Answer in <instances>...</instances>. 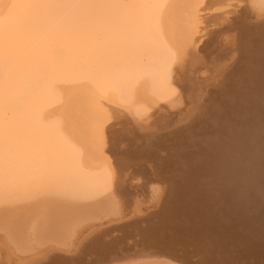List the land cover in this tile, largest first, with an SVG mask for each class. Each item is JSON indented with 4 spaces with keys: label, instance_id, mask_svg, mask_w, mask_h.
Here are the masks:
<instances>
[{
    "label": "bare ground",
    "instance_id": "bare-ground-1",
    "mask_svg": "<svg viewBox=\"0 0 264 264\" xmlns=\"http://www.w3.org/2000/svg\"><path fill=\"white\" fill-rule=\"evenodd\" d=\"M222 250L264 256V0H0V264Z\"/></svg>",
    "mask_w": 264,
    "mask_h": 264
},
{
    "label": "rangeland",
    "instance_id": "rangeland-1",
    "mask_svg": "<svg viewBox=\"0 0 264 264\" xmlns=\"http://www.w3.org/2000/svg\"><path fill=\"white\" fill-rule=\"evenodd\" d=\"M223 30H225L226 29V25L225 24H223L222 25V27H221ZM243 39V38H242ZM223 43H224V41H222ZM222 42H221V44H222ZM239 45H240V41H239ZM235 49L237 48V43H235V47H234ZM224 49V48H223ZM225 50V49H224ZM224 50H222L221 51V54H220V56H219V61H221L220 63L218 62V65L220 66L219 68H218V73L216 72L215 73V75H206V76H204L205 78H203V81H205L206 82V88H205V91H203V92H206L207 93V100H206V102L208 101V99H209V96H210V94H209V89H210V87H211V85H213V84H218L219 82H220V80H218L219 79V76L222 74L221 72L223 71V70H221L222 69V67H223V69L224 68H228V69H231L229 72H231L232 73V63L233 62H235L237 59H238V57H237V55H236V52L234 51V49H233V47H232V53H231V55L228 53V55L227 56H225L227 53L226 52H224ZM234 52V53H233ZM235 55V56H234ZM229 61V62H228ZM231 61H233V62H231ZM206 74V73H205ZM219 75V76H218ZM231 75H233V73L231 74ZM218 76V77H217ZM213 77V78H212ZM215 77V78H214ZM216 81V82H215ZM219 81V82H218ZM208 90V91H207ZM202 104H204V103H202ZM196 114H198V113H196ZM195 115V114H194ZM194 115L193 116H191V118H193L194 117ZM189 118H188V117ZM184 117H186L185 118V120H179V121H175V122H173L172 124H171V127H170V129L171 130H173V129H175V131H176V128L177 129H179L181 126H184V124H186L187 123V121L190 119V115H185ZM177 122V123H176ZM181 122V123H180ZM184 123V124H183ZM174 125V126H173ZM158 126V129H159V131L161 132V134H167V131H166V124H163V125H161L162 127H160L159 128V126L160 125H157ZM173 128V129H172ZM157 128H155V129H153L152 131H148L147 132V135H149V134H156L157 133V130H158ZM164 130V131H163ZM175 131H173V132H175ZM156 132V133H155ZM146 135V134H145ZM163 137V139H164V137H166V136H162ZM162 139V140H163ZM142 149H143V151H145V148H143L142 147ZM155 155H157V156H159V154L155 151L154 152V154H153V156H155ZM143 157V156H142ZM145 157V156H144ZM147 157V156H146ZM156 157V156H155ZM148 159H151L152 158V156H148L147 157ZM144 160V159H143ZM164 182H165V180H164ZM158 202V201H157ZM156 202V203H157ZM156 205V204H155ZM152 207H154V209L153 208H151V206L150 207H148L147 209L146 208H140V210H142V211H140L139 212V214H134L133 216H131L130 215V213H128L130 216H131V219L129 218V220H128V222H126L127 220L126 219H128V217H124V218H126L125 220L123 219V220H121V222L122 223H119V225H121V224H124V225H126V227H129V228H126V227H124V228H119L118 230H119V232L118 231H115V232H117L118 234L117 235H120L121 233H120V230H125V231H129V230H132V232L134 233H137V231H138V234H139V232L141 231V230H143V227L144 226H147V227H150V226H152L153 225V221H155V216L154 215H152V216H150L151 217V220H149L148 221V219L146 220V219H143L142 220V217H145L146 215H149L148 214V211H149V213H152V212H155L156 211V208L158 207V206H152ZM150 209H151V211H150ZM145 212V213H144ZM144 213V214H143ZM132 214V213H131ZM145 215V216H144ZM138 217V218H137ZM125 221V222H124ZM124 222V223H123ZM151 222V223H150ZM117 224H118V222H117ZM128 224V225H127ZM144 224V225H143ZM114 225V224H113ZM110 226V225H109ZM112 226V225H111ZM139 226V227H138ZM136 227H137V231L136 230H134V229H136ZM141 227V228H140ZM104 228H108V226H106V227H104ZM110 228V227H109ZM139 228V229H138ZM149 229V228H148ZM134 230V231H133ZM113 233V234H116V233ZM120 233V234H119ZM141 234V233H140ZM136 234H130V235H126V242L127 241H129L128 239H132V238H135V241L134 240H132V241H134V242H136L137 241V237H132V236H135ZM249 241H251V240H249ZM129 242H131V241H129ZM134 242H131V244L130 245H133V243ZM137 242H139V241H137ZM121 244H123V243H121ZM123 246L124 247H126V245H124L123 244ZM137 246H138V244H137ZM189 248H192L191 246H189ZM188 248V249H189ZM189 250H191V249H189ZM79 250H77V252H78ZM204 250H202V252H203ZM190 252V251H189ZM201 251H200V253L199 252H197V253H195L194 251H193V253L192 254H190L191 256L188 258V262L187 263H185V264H197L196 262V259H198L199 258V256H201V255H204L205 253H202ZM224 252V253H223ZM201 254V255H200ZM227 254V255H226ZM70 255H72V254H70ZM69 254L67 255V256H70ZM94 256H95V254H94ZM94 256H92V255H90L89 257H94ZM220 256V257H219ZM218 257H211L212 259H213V261H208V263H207V260H208V257L206 258V257H204L203 258V261L202 262H206V264H214L213 262H216V260H217V258H220V262H219V264H264V256L263 257H250V258H244V256L240 253V251H238V250H234V252H233V254H229V253H227L226 251H224V250H222L221 251V254L219 255ZM196 258V259H195ZM227 258V259H226ZM237 258V259H236ZM242 260H240V259ZM243 258V259H242ZM46 260V259H45ZM194 260V261H193ZM235 260V261H234ZM255 260V261H254ZM256 262V263H255Z\"/></svg>",
    "mask_w": 264,
    "mask_h": 264
}]
</instances>
